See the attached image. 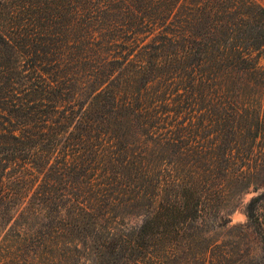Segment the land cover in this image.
Segmentation results:
<instances>
[{
    "label": "trees",
    "instance_id": "obj_1",
    "mask_svg": "<svg viewBox=\"0 0 264 264\" xmlns=\"http://www.w3.org/2000/svg\"><path fill=\"white\" fill-rule=\"evenodd\" d=\"M0 11V264H264V0Z\"/></svg>",
    "mask_w": 264,
    "mask_h": 264
},
{
    "label": "rangeland",
    "instance_id": "obj_2",
    "mask_svg": "<svg viewBox=\"0 0 264 264\" xmlns=\"http://www.w3.org/2000/svg\"><path fill=\"white\" fill-rule=\"evenodd\" d=\"M2 1V0H0ZM17 0H8L9 6H11L12 4L16 3ZM4 11H0V25H3V20L4 18H6V15L3 13ZM54 29H56V27H58V25L53 26ZM258 194L256 193H250L248 195H246L244 197L243 200V206H245L246 204H248L254 197H256ZM231 227H236V226H242L245 225L247 223V218L243 212V210H238L237 212H235L232 216H231Z\"/></svg>",
    "mask_w": 264,
    "mask_h": 264
}]
</instances>
